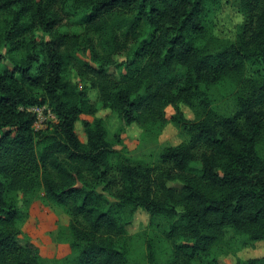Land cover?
Here are the masks:
<instances>
[{
  "label": "trees",
  "instance_id": "trees-1",
  "mask_svg": "<svg viewBox=\"0 0 264 264\" xmlns=\"http://www.w3.org/2000/svg\"><path fill=\"white\" fill-rule=\"evenodd\" d=\"M219 1L0 0V264H41L17 225L18 203L40 194L73 219L74 264H130L118 242L138 209L184 242L167 264H224L209 257L226 229L264 241V78L245 77L247 65L264 71V0H241L246 22L233 42L213 35ZM77 12L83 31L60 33ZM226 81L238 88L231 115L208 95ZM34 106L56 122L35 131ZM98 106L120 122L112 142ZM168 124L190 138L164 148L157 170L115 149L131 125ZM146 264H159L150 245Z\"/></svg>",
  "mask_w": 264,
  "mask_h": 264
},
{
  "label": "rangeland",
  "instance_id": "rangeland-1",
  "mask_svg": "<svg viewBox=\"0 0 264 264\" xmlns=\"http://www.w3.org/2000/svg\"><path fill=\"white\" fill-rule=\"evenodd\" d=\"M210 19L213 26V35L225 42H233L240 27L245 24L246 16L241 9V0H220L213 7ZM85 25V15L77 12L75 16L65 19L57 29L60 33H81ZM81 59L89 61L90 55L78 53ZM245 77L250 79L264 78V71L247 65ZM238 88L233 82H222L213 86L208 92L213 109L221 115H231L235 110L234 96ZM91 100L95 96L91 94ZM41 111L42 122L45 129L48 124L55 123L56 119L48 115V107ZM181 110L188 120H194L192 111L182 105ZM172 114L167 109V115ZM95 117L104 121L107 130V140L113 141V135L120 122L115 113L97 107ZM82 119L91 120L89 116ZM35 121V119H34ZM38 123V121H37ZM34 125V124H33ZM34 129V128H33ZM76 132L81 141L85 136L80 123L76 124ZM186 131L166 125L161 130L144 132L137 125L126 128L122 136V143L115 149L132 163L142 162L157 170L160 166L159 155L164 148L189 141ZM259 154L264 157V142L259 145ZM117 156L110 158L111 165L116 163ZM169 186H178L179 183H169ZM33 199L30 203L20 201L18 227L36 244L42 256L41 264H74L73 253L70 249V225L73 219L66 208H62L43 200ZM168 221L162 216L150 217L142 209L136 210L130 224L126 227V236L119 240L118 246L122 247L128 256L130 264H146L149 245L153 247L159 264H167L175 255L176 247L183 245L179 235H169ZM264 257V242L251 243L246 237L236 235L233 230L223 231L221 242L213 247L210 259H217L220 263L234 264L236 260ZM264 264V261L260 262Z\"/></svg>",
  "mask_w": 264,
  "mask_h": 264
},
{
  "label": "built area",
  "instance_id": "built-area-1",
  "mask_svg": "<svg viewBox=\"0 0 264 264\" xmlns=\"http://www.w3.org/2000/svg\"><path fill=\"white\" fill-rule=\"evenodd\" d=\"M43 108L44 107L34 106V107H31V108H29L27 110L35 118L34 125H33V128H34L35 131L43 129L42 128L43 125H39L42 122L40 116H41V111H42ZM48 115H52L50 110H48ZM50 117H54V119H56L54 115H52ZM37 121H38V123H37Z\"/></svg>",
  "mask_w": 264,
  "mask_h": 264
},
{
  "label": "crops",
  "instance_id": "crops-1",
  "mask_svg": "<svg viewBox=\"0 0 264 264\" xmlns=\"http://www.w3.org/2000/svg\"><path fill=\"white\" fill-rule=\"evenodd\" d=\"M261 242H264V241H261ZM257 243H259V242H257ZM248 259H254V258H248ZM244 260H247V259H244Z\"/></svg>",
  "mask_w": 264,
  "mask_h": 264
}]
</instances>
